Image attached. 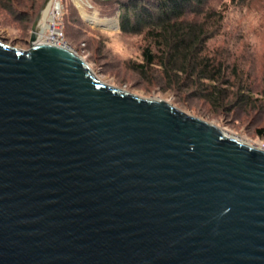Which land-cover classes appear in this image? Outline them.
I'll use <instances>...</instances> for the list:
<instances>
[{"label":"water","instance_id":"obj_1","mask_svg":"<svg viewBox=\"0 0 264 264\" xmlns=\"http://www.w3.org/2000/svg\"><path fill=\"white\" fill-rule=\"evenodd\" d=\"M50 1L0 42V264H264V149L35 43Z\"/></svg>","mask_w":264,"mask_h":264},{"label":"rangeland","instance_id":"obj_2","mask_svg":"<svg viewBox=\"0 0 264 264\" xmlns=\"http://www.w3.org/2000/svg\"><path fill=\"white\" fill-rule=\"evenodd\" d=\"M44 0H14L12 10L0 6V42L10 47L27 49L31 26ZM59 3L51 27L36 40L64 44L80 55L102 82L145 98H160L176 108L211 122L227 135L259 144L255 129L264 126V107H236L219 111L201 99L180 98L174 92L161 90L131 70L128 60H140L141 36L122 34L114 24L118 10H103L100 0H55ZM106 1V0H103ZM225 1V0H224ZM224 3V2H222ZM94 15L88 21L84 15ZM220 32L209 40L211 47H220L219 56L236 60L243 78L256 85L258 99L264 98V0L225 1ZM94 18V17H93ZM58 28L56 32L53 28ZM54 31V32H53ZM225 50V52H224ZM224 53V54H223ZM255 95V96H256ZM259 102V101H257ZM259 104V103H258Z\"/></svg>","mask_w":264,"mask_h":264},{"label":"trees","instance_id":"obj_3","mask_svg":"<svg viewBox=\"0 0 264 264\" xmlns=\"http://www.w3.org/2000/svg\"><path fill=\"white\" fill-rule=\"evenodd\" d=\"M225 1L100 0V5L103 10H118L122 34L141 36L140 60L127 64L148 82L183 99H201L219 111L263 108L264 98L256 95L260 90L243 78L238 62L219 56L223 50L208 44L221 30ZM0 6L17 14L14 0H0ZM255 134L264 141V126Z\"/></svg>","mask_w":264,"mask_h":264},{"label":"bare ground","instance_id":"obj_4","mask_svg":"<svg viewBox=\"0 0 264 264\" xmlns=\"http://www.w3.org/2000/svg\"><path fill=\"white\" fill-rule=\"evenodd\" d=\"M77 1H80V0H76L75 4H77ZM82 1V0H81ZM83 2V1H82ZM59 9V3H57V1L55 0H51L45 7L44 9L41 11V16H40V20L38 22V25H37V37L36 38H40L42 36V34L51 27V22H52V19L54 18V15L56 13V11ZM83 13V11H82ZM84 15V13H83ZM84 17L88 20V21H91L92 20V23L95 22L97 19L95 18V16L93 15H88L85 14ZM94 17V18H93ZM96 19V20H95ZM55 32L57 30V28L53 29ZM53 31V32H54ZM35 43H41V42H38V40H35ZM44 43V42H42ZM45 43H51V42H45ZM58 45H64V44H61V43H58Z\"/></svg>","mask_w":264,"mask_h":264},{"label":"built area","instance_id":"obj_5","mask_svg":"<svg viewBox=\"0 0 264 264\" xmlns=\"http://www.w3.org/2000/svg\"><path fill=\"white\" fill-rule=\"evenodd\" d=\"M56 27H54L53 29H55ZM58 29V28H57ZM52 40H54V41H56L57 40V38L56 37H52L51 38ZM54 41H51V43H56V44H58L57 42H54ZM250 143V142H249ZM252 145H256V146H258L259 148H261V149H264V141H260V143L259 144H257V143H251Z\"/></svg>","mask_w":264,"mask_h":264}]
</instances>
